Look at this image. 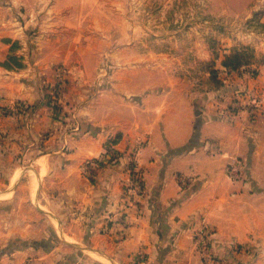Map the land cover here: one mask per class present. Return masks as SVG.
<instances>
[{
    "label": "crops",
    "instance_id": "1",
    "mask_svg": "<svg viewBox=\"0 0 264 264\" xmlns=\"http://www.w3.org/2000/svg\"><path fill=\"white\" fill-rule=\"evenodd\" d=\"M31 4L49 5L0 0V162L31 161L34 192L54 208L68 247H16L0 255V264H58L65 252L71 259L61 264H104L89 251L117 264H202L195 235L204 223L222 264H264V60L256 76L234 73L206 90L209 72L203 78L195 69L209 57L202 38L188 46L185 63L154 60L153 50L132 46L124 49L142 54L126 59L120 50L112 77L96 83L77 66L84 48L60 45L53 24L40 28L47 14L22 13ZM222 4L212 10L215 20L239 21L238 6L250 5ZM238 37L264 54V32L240 25ZM62 79L58 104L50 106ZM244 93L260 96L262 108L248 111ZM110 142L119 162L87 177L84 163ZM132 158L144 193L127 206Z\"/></svg>",
    "mask_w": 264,
    "mask_h": 264
},
{
    "label": "rangeland",
    "instance_id": "2",
    "mask_svg": "<svg viewBox=\"0 0 264 264\" xmlns=\"http://www.w3.org/2000/svg\"><path fill=\"white\" fill-rule=\"evenodd\" d=\"M46 1L49 5L31 4L26 8L22 7V13L27 14L26 12L30 11L35 15L41 14L42 17L47 14L48 16L42 19L40 28L53 24V29L57 28L56 33L60 34V45L66 40L74 47L82 46L83 62L77 63V66L81 64L85 75L93 78L96 83L97 80L106 82L112 77L118 66L115 56L120 50L126 59L142 54L124 49L132 46L142 51L146 47L153 50L154 60L166 62L169 56H173L185 63L184 58L189 60V54L185 53L188 46L198 37L202 38L211 47L209 52L205 53L209 57L202 59L195 69L203 78L205 73L209 72V76L205 78L207 82L204 83L205 86L209 85L206 90L219 89L223 80L235 76L234 73L252 77V72L256 70L258 74V65L264 60V54L257 53L252 43H244L238 37L240 25L258 33L264 32V8L261 6L264 0H247L250 4L249 10L244 5L238 6L241 14L236 18L239 17V21L227 20L225 16L215 20L212 14L215 8L219 10L224 7L222 2H227L230 9H237V6L230 4L237 0H217L220 2L217 6L214 3L216 0ZM240 17L243 18L242 21ZM177 45L184 48L173 49ZM58 51L62 55L63 47H59ZM236 51L246 53V58H242L245 61L237 69H228L223 65V60ZM186 65L185 67L192 68L191 65ZM63 83L64 79L54 85V94L50 95L52 98L47 99L50 106L58 104L53 105L52 99L55 98V93L59 98ZM16 156L15 151L13 158ZM18 161L20 158H14L10 164V159L3 158L2 163L0 162V255L16 247L49 249L60 242L62 248L67 249L63 230L55 220L54 208L46 196L38 198L36 191L32 189L33 174L29 165L31 161L25 159L21 166L16 165ZM11 176L12 178H8ZM36 186L38 187L37 184ZM47 188V184L44 185L45 191ZM195 250L202 264L223 262L214 253L213 260L206 263L196 247ZM89 255L96 262L102 260L104 264H117L104 258L103 254L89 251ZM60 258L56 261L58 264L71 259L66 252L62 253Z\"/></svg>",
    "mask_w": 264,
    "mask_h": 264
},
{
    "label": "built area",
    "instance_id": "3",
    "mask_svg": "<svg viewBox=\"0 0 264 264\" xmlns=\"http://www.w3.org/2000/svg\"><path fill=\"white\" fill-rule=\"evenodd\" d=\"M57 93L55 98L52 99V104L56 105L58 103ZM243 101L246 109L250 112H254L262 108L263 99L258 95H249L247 93L243 94ZM141 144H138L136 149L132 154H136L141 148ZM119 153L115 150L113 143L110 142L106 146L103 152L98 156L88 159L84 165L83 170L87 177H93V169L95 167L102 166H113L119 162ZM128 180L124 184L123 195L126 200L127 206H132L134 200L144 193V180L142 171L138 168L135 158L128 163ZM205 224V223H204ZM196 233L195 242L198 252L201 254L206 263H210L213 260V255L210 251V236H212V231L208 226L204 225Z\"/></svg>",
    "mask_w": 264,
    "mask_h": 264
},
{
    "label": "trees",
    "instance_id": "4",
    "mask_svg": "<svg viewBox=\"0 0 264 264\" xmlns=\"http://www.w3.org/2000/svg\"><path fill=\"white\" fill-rule=\"evenodd\" d=\"M243 56H246L245 52L236 51L232 54H229L226 56L225 60H223V65L227 67L228 69H237L243 61H245ZM246 58V57H245ZM253 76L257 74V71L255 70L252 72ZM118 137L112 139L111 141L116 142Z\"/></svg>",
    "mask_w": 264,
    "mask_h": 264
},
{
    "label": "bare ground",
    "instance_id": "5",
    "mask_svg": "<svg viewBox=\"0 0 264 264\" xmlns=\"http://www.w3.org/2000/svg\"><path fill=\"white\" fill-rule=\"evenodd\" d=\"M33 176H34V175H33ZM35 186H36L35 179H32V187H33L32 189H33V191H34V189H35ZM33 191H32V192H33Z\"/></svg>",
    "mask_w": 264,
    "mask_h": 264
}]
</instances>
